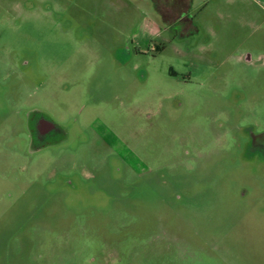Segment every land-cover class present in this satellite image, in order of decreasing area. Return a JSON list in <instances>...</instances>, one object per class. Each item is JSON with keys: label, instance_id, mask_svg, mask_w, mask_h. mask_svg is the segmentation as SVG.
<instances>
[{"label": "rangeland", "instance_id": "rangeland-1", "mask_svg": "<svg viewBox=\"0 0 264 264\" xmlns=\"http://www.w3.org/2000/svg\"><path fill=\"white\" fill-rule=\"evenodd\" d=\"M263 129L264 0H0V264H264Z\"/></svg>", "mask_w": 264, "mask_h": 264}, {"label": "flooded vegetation", "instance_id": "flooded-vegetation-1", "mask_svg": "<svg viewBox=\"0 0 264 264\" xmlns=\"http://www.w3.org/2000/svg\"><path fill=\"white\" fill-rule=\"evenodd\" d=\"M159 1V0H157ZM177 3L181 4V0H176ZM163 16L166 20H169L168 13L169 10H162ZM29 124L27 137L31 140V146L33 147V151H42L47 147L54 143L57 137L60 136L58 125L41 109L32 108L29 110ZM100 141L112 152L114 158L117 163L119 161L122 164H126L129 170H135L133 166L127 162V158L120 154L111 144L109 140H106L100 134H97ZM249 146L252 152H255L257 155L264 153V129L257 135L252 134V137L249 139ZM120 167L116 166V169ZM67 183L71 186L73 185V181L71 179H67Z\"/></svg>", "mask_w": 264, "mask_h": 264}, {"label": "trees", "instance_id": "trees-1", "mask_svg": "<svg viewBox=\"0 0 264 264\" xmlns=\"http://www.w3.org/2000/svg\"><path fill=\"white\" fill-rule=\"evenodd\" d=\"M184 4H185V1H184Z\"/></svg>", "mask_w": 264, "mask_h": 264}]
</instances>
